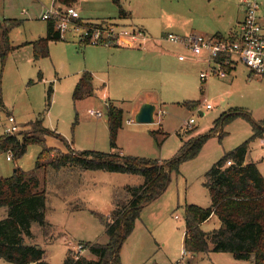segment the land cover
Returning a JSON list of instances; mask_svg holds the SVG:
<instances>
[{"label":"rangeland","instance_id":"374dc122","mask_svg":"<svg viewBox=\"0 0 264 264\" xmlns=\"http://www.w3.org/2000/svg\"><path fill=\"white\" fill-rule=\"evenodd\" d=\"M252 1L260 5V21L264 24L261 14L264 2ZM121 3L124 9L131 7L134 10L132 19H122L126 29L145 25L142 21L147 22L150 18L163 17L165 20L174 12L169 7V0H121ZM60 7L54 0H0V22L4 19L21 21L10 32L12 45L24 44L5 59L0 58V135L12 125L9 116L14 118L19 132L28 130L27 124L41 115L44 127L59 133L73 149L110 152L107 98L124 110L123 126L126 127L125 121L132 107L150 95L159 111L155 122L142 124L133 119L137 129L149 130L146 133L139 131L135 135L138 140L126 129L121 131L119 139L117 137L118 150L123 155L166 160L177 153L183 140L209 133L214 120L229 108L242 107L255 120L264 119V77L250 76L248 68L241 62L227 77L212 75L207 81L199 77L201 71L207 70L204 64L180 63L176 57L163 62L164 73L148 72L145 75L134 71L135 67H141L134 65L140 60L138 53L133 51L137 48L93 43L80 46L81 35L71 31L64 33L62 40L49 42V56L35 61L32 42L46 35V21L42 16ZM72 7H76L83 21L119 20V9L112 0H79ZM150 32L141 47L138 43L128 46L147 52L155 48L152 45L155 41L167 42L164 34L156 36ZM153 58L151 56L149 62ZM154 66L158 68L160 62L157 60ZM84 71L92 74L96 92L92 97L75 102L73 90ZM182 72L186 74V81L178 77ZM49 87L53 91L48 101ZM107 93L108 97L103 96ZM187 101H199V106L189 109L183 104ZM207 103L212 105L210 109L206 108ZM91 110H100L102 117L91 115ZM190 119H194V123L188 128L186 122ZM160 128L161 132L167 133L166 137L161 133L156 138L149 134ZM224 132L222 139L217 133L210 136L199 155L184 162L180 173L172 176L166 191L142 210L133 233L121 250L122 264H249L223 252L183 254L185 205L211 206L203 185L205 173L225 152L248 140L253 133L250 123L242 118L225 125ZM47 145L65 150L63 143L54 137L47 138ZM40 151V145L31 144L19 160H7L12 154L0 153V177L12 176L16 168L26 172L33 170ZM246 160L256 163L264 176V135L251 141ZM40 180L46 190V219L52 230L46 234L34 224V237L26 242L38 244L50 264H62L72 246L105 243V225L93 211L108 216L116 189L143 183L140 175L77 169L49 170L45 177L40 176ZM7 215V209L0 207V220ZM220 225L214 215L202 223L201 228L211 231ZM83 253L87 254V251L81 255ZM0 264L13 263L0 259Z\"/></svg>","mask_w":264,"mask_h":264},{"label":"trees","instance_id":"16d2710c","mask_svg":"<svg viewBox=\"0 0 264 264\" xmlns=\"http://www.w3.org/2000/svg\"><path fill=\"white\" fill-rule=\"evenodd\" d=\"M112 1L119 9L118 17L126 18L128 13L121 1ZM77 2L78 0H55L61 6L60 9L64 6L72 7ZM45 21V37L32 42L35 61L49 56V42L63 39L56 29V20ZM73 22L96 27L119 26L111 20L95 23L79 18L73 19ZM20 23L17 19H4L0 22L1 59H5L19 47L12 45L10 32ZM214 37L224 38L220 34ZM231 39L234 40L235 37ZM86 44H89L87 40L81 39L79 42L80 46ZM52 91V87H49L48 101ZM95 92L92 74L84 71L73 90V100L77 102L87 99L94 96ZM183 104L189 109H195L199 106V101H187ZM106 116L110 152L73 149L59 133L44 127L41 115L27 124L28 130L15 134L4 132L0 135V153H11L15 160L22 158L29 145L41 146L33 170L26 172L16 168L12 176L0 177V207H5L8 213L7 217L0 220V259L13 264H50L45 260V251L38 244L26 242V239L34 237V224L46 234L52 230V225L46 219L47 195L45 188L41 186L40 176L45 177L49 170H102L140 175L143 183L116 189L112 196L113 208L108 216L93 211L105 225L107 241L84 244L88 251L86 255L76 254L69 249L62 264H122V247L133 233L142 210L166 191L172 176L180 173L184 162L199 155L210 136L217 133L222 139L226 134L225 125L236 118H242L252 126V136L225 152L205 173L203 185L208 191L211 206L202 208L194 204L185 205L184 249L185 254L223 252L231 254L236 260L248 261L249 264H264V176L256 163H245L251 141L264 135V119L255 120L242 107L229 108L214 120L209 133L182 139L183 143L174 156L158 160L123 155L118 150L117 136L123 125L124 111L108 101ZM159 133L167 136V133L160 130L151 132L155 138ZM178 135L182 138L180 133ZM48 137L59 139L65 150L48 146ZM228 162L231 164L228 165ZM214 215L221 225L211 231L202 230V223Z\"/></svg>","mask_w":264,"mask_h":264},{"label":"built area","instance_id":"2783aa9c","mask_svg":"<svg viewBox=\"0 0 264 264\" xmlns=\"http://www.w3.org/2000/svg\"><path fill=\"white\" fill-rule=\"evenodd\" d=\"M241 3L245 8V14L234 40L231 37L219 39L200 34L179 36L167 33L164 35V39L169 43L182 45L191 52L192 57L204 59L207 62V70L200 73L202 81H207L212 75L225 78L229 72L228 67L231 68L238 61L243 63L255 77H264V24L261 23L258 15L259 5L252 0H242ZM79 18V13L75 8L66 6L49 11L42 16L44 20H56V29L60 31L62 37L64 33L71 31L80 34L82 40L93 44L118 46L138 43L141 47L148 39V35L140 28L126 29L119 26L91 28L93 26L73 22V19ZM179 58L183 60L184 56ZM211 107L210 103L206 104L207 109ZM89 113L97 117L102 116L100 111L91 110ZM8 121L12 125L6 128L5 132L17 133L18 127L14 124V118L9 116ZM193 123L194 119H190L186 125L191 128ZM7 160H12V158L7 156ZM229 164L231 162H228ZM71 250L76 254L87 251L83 244L72 246Z\"/></svg>","mask_w":264,"mask_h":264},{"label":"crops","instance_id":"0c3cea01","mask_svg":"<svg viewBox=\"0 0 264 264\" xmlns=\"http://www.w3.org/2000/svg\"><path fill=\"white\" fill-rule=\"evenodd\" d=\"M258 1L264 2V0H258ZM241 2L242 0H169V7L173 8L174 12L168 15V18H166L165 20H163V17L153 18L156 20L150 18L148 19L147 22L142 21V23H144L145 25L140 24L135 27L140 28L147 35H149V32L151 31L150 33L156 36L159 34H160L159 36H162L163 34L165 35L169 32L179 36H189L192 34L200 33V35L202 34L205 37H214L217 34L222 35L224 38L235 37L239 31V25L242 22L245 14V8L244 6H242ZM128 8H129L128 10L125 9L126 12L128 13V16L126 18H118L119 20L110 18L108 20L114 21L116 24L119 25L120 28L122 27L125 28L126 25L122 23V19H132L134 14L133 13L134 10L131 9V7ZM260 8L261 7L259 5V9H258L259 17H260L259 14ZM261 14L264 19V11ZM86 21L95 22V23L99 22L98 20L90 21L89 19ZM22 45L24 44L19 45V47H21ZM152 45L155 46V48L152 51H147V52H144L146 50H143V48H138L136 46L119 45L112 47L115 48L127 47V48H135V49L137 48L136 50L133 51L138 53L137 55L139 56L140 60L138 63H135L134 65L141 67H135L134 71H138V73H143L145 75L148 72H151L152 74L164 73L162 67L163 62L175 57L178 59L180 63L182 62L199 63V64H204L205 67H207V62L204 59H197L192 57L191 52L182 45L169 43L168 41L164 42L163 40L155 41L154 44ZM139 50H143V51H139ZM151 56L154 58L149 62ZM180 56H184V59L183 60L180 59L179 58ZM157 60L160 62V66L158 68L154 66ZM238 62L234 63V65L230 68L228 74H231L232 71L235 70V66ZM248 71L250 76H254L249 69ZM178 77L186 81L185 73L183 72L179 73ZM103 96L108 97V93L105 95L103 94ZM107 99H108L107 102L112 101L109 98ZM112 102L115 104L114 101ZM142 102H151L152 104H155L154 103L155 101L151 99L150 95H147ZM142 102L132 107V110L129 112L125 121L127 124L126 126L127 128L122 125V128L118 132V136H117L118 139L120 136V132L124 131L125 129L126 131L131 133L132 137H134L135 140L139 139L135 136L139 131L143 133L148 132L149 129L147 128L137 129L135 126H133L135 125L133 124L134 116L139 110ZM156 110L157 112L155 114V117L159 113L157 107ZM159 130H161V128ZM151 132L152 131H150L149 134L152 136ZM148 145L150 144L148 143ZM135 154H139V153H135ZM128 156H134V155H128ZM137 157H142V156H137ZM245 163H248L246 158H245ZM109 212L110 210L108 211V214ZM82 255H86V254L83 253Z\"/></svg>","mask_w":264,"mask_h":264},{"label":"water","instance_id":"95a60500","mask_svg":"<svg viewBox=\"0 0 264 264\" xmlns=\"http://www.w3.org/2000/svg\"><path fill=\"white\" fill-rule=\"evenodd\" d=\"M156 106L152 103H143L134 116L136 123H153L155 121Z\"/></svg>","mask_w":264,"mask_h":264}]
</instances>
